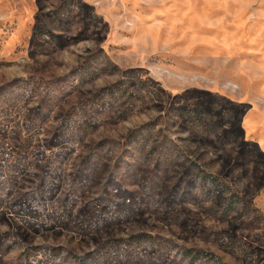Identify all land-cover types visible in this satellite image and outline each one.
<instances>
[{
	"label": "rangeland",
	"instance_id": "rangeland-1",
	"mask_svg": "<svg viewBox=\"0 0 264 264\" xmlns=\"http://www.w3.org/2000/svg\"><path fill=\"white\" fill-rule=\"evenodd\" d=\"M0 264H264V0H0Z\"/></svg>",
	"mask_w": 264,
	"mask_h": 264
}]
</instances>
